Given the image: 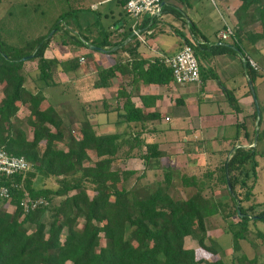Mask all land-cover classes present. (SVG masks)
Masks as SVG:
<instances>
[{"label": "trees", "instance_id": "16d2710c", "mask_svg": "<svg viewBox=\"0 0 264 264\" xmlns=\"http://www.w3.org/2000/svg\"><path fill=\"white\" fill-rule=\"evenodd\" d=\"M82 7L91 9L88 5ZM80 8L76 0H13L0 15V84L3 86L0 148L26 158L31 166L21 175L0 176V183L9 185L13 194L11 202L0 199V264H259L257 256L249 258L243 251L241 241L247 239L257 245L249 233L252 223L264 222V203L243 206V199L249 201L253 197L254 185L248 186L241 199L235 189L238 176L233 174L247 169L254 161L256 147L236 146L228 152L231 157L219 166L223 171L220 180L227 184L233 202L229 216L239 217L237 222L230 221L227 231L232 233L233 248L232 253L226 254L223 246L207 234L208 219L222 210L223 203L214 199V190H209L210 194L204 190V180L196 182L184 177L186 186L197 187L188 198L172 197L170 187L174 178L167 167L163 168L164 177L154 186L142 183L147 169L159 168V163L155 165L153 160L164 155L157 142L142 137L148 132L146 121L155 119V114L144 113L121 90L119 97L125 98L124 121L139 122L142 129H132L129 125L124 132L103 133L88 118L74 119L70 125L54 105L43 104L46 96L41 90L27 87L29 60L39 59L40 79L53 78L61 62L47 58L45 53L61 32L60 40L66 45L105 48L115 44L110 40L114 30L104 29L105 34L94 35L91 26L80 29L77 20L73 25ZM235 16V44L222 41L213 44L212 54L239 52L244 56L241 46L245 41L255 44L264 39V0H241ZM157 19L148 18L139 28L142 30ZM255 25H259L258 31L252 30ZM194 29L191 25L195 38L203 36ZM123 38H130L128 49L135 57L130 69L144 67L147 60L136 58L140 42L132 27ZM197 40L194 48L202 47L201 40ZM31 54H34L32 59L23 60ZM68 63L80 64L77 59ZM119 63L98 68V87H106L117 71L129 68V64ZM244 65L252 81L257 72L248 62L244 61ZM141 75L147 83L165 84L173 80L171 67L162 57L150 62ZM24 106L29 109L25 119L19 115ZM75 123H79L77 132L73 129ZM91 151L97 159L87 164ZM131 158L141 159L145 167H114L117 160ZM256 166L254 163L255 174ZM40 177L55 179L57 186L36 188ZM26 192L33 198H46L48 203L25 213L20 202ZM7 203L15 206L13 212L8 210ZM257 205L263 208L255 212ZM256 231V238H264V229ZM188 236L197 238L205 252L219 257L210 260L198 249L186 247Z\"/></svg>", "mask_w": 264, "mask_h": 264}, {"label": "rangeland", "instance_id": "374dc122", "mask_svg": "<svg viewBox=\"0 0 264 264\" xmlns=\"http://www.w3.org/2000/svg\"><path fill=\"white\" fill-rule=\"evenodd\" d=\"M5 1V2H4ZM13 0H10V2ZM25 1V0H24ZM29 1V0H26ZM101 0H89L87 5H90L94 2L98 3ZM175 5L179 6L181 9L175 11L171 17H168V21L171 22L170 18H176L185 24L188 27V18L193 19V24L195 25L194 31L199 33L209 41L210 45L224 42L225 44L234 45L236 40L235 37H230L227 40L219 39L217 35V30L224 27L225 21L229 24L232 23L231 17L227 14V11L224 9L221 0H189L187 2H182L180 0H171ZM9 1L1 0L0 1V15H3L7 9V4ZM229 4V2H228ZM238 2L232 1L228 7L233 10ZM100 12L103 14L102 24L107 27L110 23L117 20L118 24H126L127 27L132 26L137 21L136 18L129 16L126 11L124 12L122 8H118L116 3H103L99 4ZM110 7L114 9L113 14L110 11ZM183 8V10H182ZM86 10V8H84ZM90 10L89 12H91ZM109 14V17L106 16ZM154 30L156 32L154 38L150 41V44L155 45V47L161 48V51L166 54L174 53L180 46L181 37L176 32L182 33L179 29H182L180 25L179 29L171 26L170 23L165 21H156ZM258 25H255L252 29H257ZM190 31V30H189ZM63 32L57 34L52 42L58 45L65 46L60 40ZM144 45V44H143ZM142 47V45H140ZM139 46V47H140ZM75 46H72V48ZM144 47V46H143ZM242 51L250 55L258 64V69L256 70V76L252 79L247 78V75L242 71L243 65L241 61L233 62L231 66L230 73L226 75H221L223 80H231L230 83H226L231 91L229 97L225 102L220 105H214L208 111H218L222 109L226 112H229L231 109H235L236 113L231 112V116H226L220 123H213L210 120L205 121L201 127H198L195 123H190V120L180 116H169L166 121H163L162 128L163 130L158 132L156 138L151 139L152 141H157L161 145H164L166 148V155L154 159L153 163L156 165L159 163V168H149L146 170V174L142 183H149L154 186V184L164 177L163 168L167 167L173 172V183L170 187V193L172 197L175 198H188L193 193L196 192L197 187L195 185L186 186L184 182V177L193 178L196 182L201 180L205 181L204 190L210 194L214 190V199L223 203L222 210L213 216H211L207 221L208 228V237L209 239H216L225 249L226 254L232 253L233 248V239L232 233L228 232L229 224L231 220L235 222L239 221L237 215L229 216V213L233 209V202L228 192V186L226 183L222 182L220 178L223 175L221 170V163L225 159H229L231 154L228 153L232 151L236 146L244 145L246 143L253 142V146L256 147L257 153L255 154L254 161L249 163L247 169L242 171H235L233 174L238 176V182L235 185V189L239 194V197L242 199L245 196V191L249 185H254L253 188V197L251 200L247 201L243 199V206L249 208L253 204H263L264 203V49L256 48L253 44H246L241 46ZM55 48V47H54ZM64 48V47H63ZM79 47H75L77 50ZM149 49V48H147ZM198 60L202 61L203 52L200 47L194 48ZM53 50V49H52ZM56 50V48H55ZM86 51H89L87 64L78 66L72 73L75 74V77H78V74L83 69L91 70L93 67H99L100 61H98L96 50L88 48ZM57 52H59L57 50ZM78 51L71 52L66 54L70 57V60L77 59L83 55H78ZM77 54V55H76ZM228 59L232 58L231 55L227 56ZM39 59L29 60L26 62L27 72L31 73L38 68ZM80 62V61H79ZM203 70L205 69L206 73L211 74V71L208 69L204 63ZM29 73V75H30ZM94 77L97 78V74H94ZM93 76L90 77V82L94 79ZM37 81V80H36ZM43 79H38L37 86L34 83V79H29L27 87L33 91H37L39 83H42ZM214 81L217 82V79ZM48 83L49 81L46 80ZM81 78H75L73 82H67L65 84L53 83L50 88L45 87L43 90L44 93H52L54 95V101L56 107L59 109L60 113L64 116L66 122H69L71 125L72 120L79 118L85 119V106H81L84 98L82 95L81 87ZM51 84V82H49ZM2 88L0 84V99L2 98ZM47 88V89H46ZM79 88V89H78ZM254 89V90H252ZM46 104H51L49 101ZM46 105V106H47ZM74 106L76 108H74ZM82 110V111H81ZM29 114L28 107H22L19 115L21 118H27ZM95 113L89 112L87 118L93 120V115ZM172 117V118H171ZM103 119L110 121L112 126L117 125L118 115L116 112H102L97 119ZM212 119V118H211ZM222 119V118H221ZM112 121V122H111ZM74 130L77 132V126L79 123H75ZM27 126V124H25ZM77 127V128H76ZM196 127V128H195ZM198 127V128H197ZM193 128H195L193 130ZM197 129V130H196ZM126 130V129H125ZM196 130V131H195ZM121 131V130H118ZM132 131V130H131ZM121 132H124L122 130ZM137 132V131H135ZM259 132L260 137H259ZM150 136V135H149ZM189 139L190 145H186L185 138ZM147 139L150 137H146ZM149 140V139H148ZM91 160L87 164H92L97 156L94 151L90 152ZM161 160H163L161 162ZM254 163H257L256 174L254 173ZM114 167H123V168H140L143 169L145 164L143 161H126V160H117L114 164ZM249 169V170H248ZM247 173L250 176L247 178ZM135 178L130 181V184L134 182ZM247 181V184L246 182ZM43 186L56 187L57 182L55 179H46L40 177L36 183L35 187L40 188ZM93 194L92 192H90ZM258 205L256 206V208ZM7 208L9 211L13 212L15 206L10 203H7ZM263 206H259L255 209V212L261 211ZM229 212V213H228ZM251 212V211H250ZM235 228H239L235 226ZM251 230L249 237L257 242V245L254 246L250 241L242 240L243 251L247 254L249 258L257 256L259 264H264V238H256V230L264 229V222L260 221L257 225L254 223L251 224ZM186 247L196 248L202 252L203 255L210 258V260L217 259L219 255L212 256L205 252L199 245L198 239L194 236H188L185 241ZM228 257V255H227ZM228 262L231 263L229 257L227 258ZM235 264H238L237 262ZM246 264H249L246 262Z\"/></svg>", "mask_w": 264, "mask_h": 264}, {"label": "crops", "instance_id": "0c3cea01", "mask_svg": "<svg viewBox=\"0 0 264 264\" xmlns=\"http://www.w3.org/2000/svg\"><path fill=\"white\" fill-rule=\"evenodd\" d=\"M10 1V0H7ZM79 4L80 10H78L77 15L74 18L73 25L76 24V20L79 23L80 29H85L86 27L91 26L94 31V35H98L100 33L105 34L103 32L104 29L111 32L110 40L111 44L113 46L111 47H105L109 51L101 52L100 50H96L98 54L97 56L98 61H100L99 67H107L110 65L115 64L116 62H121L122 65L129 64V68L126 70H120L117 71L115 76L110 79L109 85L106 87H98L96 84L99 79L98 74V68L99 67H93L91 70L83 69L78 74V77L82 79L80 90L82 91V95L80 93V96L84 98V101L82 105H79V109L82 106H85V114L86 118L89 112L95 113L93 115V120L90 119V121L94 124V126L100 130L103 133H109V132H116L118 130H123L125 127H128L131 125L132 129L141 130L142 127L139 122H132L127 123L123 119L124 110H123V102L124 97H119V91H124L126 95H130L132 101L135 103V105L138 108H141L144 113L147 114H155V119L146 121L147 127L145 129H148V132H144L142 137L145 138L147 141H151V139L156 138L158 135V132L162 131L163 128L162 123L163 121H166L169 116H180L183 118H186L190 120V123L197 124L198 127H201V125L205 121H211V122H217L221 124V121L226 116H231L232 113H236L235 109H231L229 112H226L222 109H219L218 111H208L212 106L214 105H220L221 103L225 102L226 99L229 97V93L231 91V88L226 84L230 83L231 80H222L221 75H226L230 73L231 66L233 65V62L241 61L244 63L243 54L239 52H226L223 54H212L210 50V43L204 36H196L194 37L191 25L193 24V19L188 18V27H186L185 24L181 23L180 20L176 18H170L172 21H168V17L173 16L176 10L181 9L179 6L175 5L171 0H165L163 2L162 6V13L160 17H158L157 20L154 22L148 23L142 30V35L145 38V42L139 40V46L142 45V47L138 46L137 48V57L139 60H147V63L144 65V67L131 70L133 62H134V56L129 51L128 46L131 44L130 38L125 39L123 38L126 31L129 29V26L127 27L126 24H118L117 20L115 22H112L109 24V26L105 27L102 22L103 14L100 12L99 4L100 2L103 3H116L118 8H122L125 12L124 3L119 0H101L98 1V3L94 2L91 4V12H89V9L84 10L82 6L87 5V2L89 0H76ZM182 2H189V0H180ZM236 1L238 4L236 7L231 10L230 2ZM5 2V1H4ZM222 5L224 9L227 11V14L231 17L232 24L234 27L236 26L237 20L235 16V10L236 8L241 4V0H221ZM229 2V4H228ZM183 10V8H182ZM110 11L113 14L114 9L110 7ZM107 17H109V14H106ZM149 17L145 16L140 20V23L147 20ZM165 21L166 23H170L171 26L175 27L176 29H179L180 25L182 26V29H179L182 34L185 36L184 38H192L198 42L197 38L201 40V44H203L201 48L203 52L202 61L199 60L200 63V69H201V80L199 82L195 83H188V84H177L174 82V80H171L169 83L165 84H157V83H147L141 74H145V71L149 68L150 62H153L156 57H162L164 55H174L176 54L184 45L186 42L184 38H181L180 46L179 48L171 54H166L165 52L161 51V48L155 47V45H151L150 41L154 38L156 32L154 30L155 22L156 21ZM116 23L115 27L114 24ZM139 23V24H140ZM120 26V27H119ZM195 26V25H194ZM260 29L259 25L258 28L255 29V31H258ZM190 30V31H189ZM217 30V34L218 31ZM254 30V29H252ZM138 38V37H137ZM139 39V38H138ZM235 40H237L235 38ZM123 41V42H120ZM117 43V44H116ZM246 44H253L258 47L259 49H264V39H261L254 43H248V41H245ZM245 43L243 46H245ZM144 44V45H143ZM229 45V44H228ZM72 46L75 45H58L54 42H51L48 49L46 50L45 56L47 58L58 59L61 63L59 64L56 71L53 73V78L49 80L47 83L46 80H44L42 83H39V87L37 90H43L45 87L50 88L53 83H60L65 84L67 82H73L75 80V74L72 73L73 70H75L78 66L76 65H70L68 61L70 60V57L66 54L71 52H79L78 55H83L81 57H84V61H80L81 57L79 58L80 64L85 65L87 64L88 55L90 54L89 51H86L89 47H79L77 50L75 47L72 48ZM144 46V47H143ZM56 50H55V48ZM64 47V48H63ZM149 48V49H147ZM53 49V50H52ZM90 49H93L90 47ZM57 50L59 52H57ZM95 50V49H94ZM111 51H114L113 53H110ZM246 51L244 50V53ZM246 54V53H245ZM77 55V54H76ZM231 55L232 58L228 59L227 56ZM119 63V64H121ZM208 67V69L211 71V74L206 73L205 69L203 70V67ZM122 66V67H123ZM124 68V67H123ZM246 75V69L245 65H243L242 70ZM30 73V72H29ZM39 69L37 68L35 71L31 72L29 75V79H34L35 85L38 84L39 79ZM94 74H97V78L94 77ZM93 76L94 79L92 82H90V77ZM226 75V79H227ZM229 78V77H228ZM247 78L249 79V76L247 75ZM217 79V82L214 81ZM37 80V81H36ZM46 88V89H47ZM79 89V88H78ZM253 90V89H252ZM44 93V92H43ZM46 96V101L43 103L45 106L47 105L46 102H50L52 105L55 106V108L59 111V109L56 107V104L54 101V95L52 93H44ZM49 105V104H48ZM47 105V106H48ZM74 108H76L74 106ZM82 111V110H81ZM60 112V111H59ZM102 112H116L118 115L117 118V125L112 126L110 121H106L101 119H97L98 116L102 114ZM85 118V119H86ZM172 118V117H171ZM212 118V119H211ZM222 118V119H221ZM81 119V118H80ZM112 122V121H111ZM197 127V128H198ZM196 128V127H195ZM193 128V130L195 129ZM144 129V128H143ZM197 130V129H196ZM195 130V131H196ZM150 135V136H149ZM150 137V138H146ZM186 145H190L189 139L185 138ZM157 142V141H153ZM158 143V142H157ZM159 144V148L161 151L164 152V155H166V147L164 145ZM250 145H253V142L246 143L244 146L248 147ZM163 155V156H164ZM142 161L139 158H131L126 161ZM163 160H161L162 162ZM160 163V162H159ZM163 163V162H162Z\"/></svg>", "mask_w": 264, "mask_h": 264}, {"label": "built area", "instance_id": "2783aa9c", "mask_svg": "<svg viewBox=\"0 0 264 264\" xmlns=\"http://www.w3.org/2000/svg\"><path fill=\"white\" fill-rule=\"evenodd\" d=\"M124 3V8L129 16L137 19L133 24V32L139 40L145 42V38L139 28L142 18L160 17L162 6L165 0H119ZM218 37L221 40H227L235 37V27L225 21L224 27L218 31ZM236 38V37H235ZM194 45L196 41L192 38L188 39L182 48L174 55L162 56L163 62L171 67L173 80L177 84L195 83L201 80L200 63L196 56ZM245 62L258 69L257 62L248 54L243 56ZM85 58L81 57L80 61ZM31 168L26 158L22 156L9 154L6 150L0 148V176L14 177L27 172ZM13 197L11 187L7 184L0 183V199L11 202ZM48 201L44 197L33 198L29 192L24 194L20 202L24 212H30L41 205L47 204Z\"/></svg>", "mask_w": 264, "mask_h": 264}, {"label": "water", "instance_id": "95a60500", "mask_svg": "<svg viewBox=\"0 0 264 264\" xmlns=\"http://www.w3.org/2000/svg\"><path fill=\"white\" fill-rule=\"evenodd\" d=\"M54 34V30L51 32V35ZM93 49H97V50H100V51H103V52H106V51H109L108 49L106 48H101V47H96V46H92ZM34 57V54H31L27 57H24L23 60H29V59H32ZM254 90V89H253Z\"/></svg>", "mask_w": 264, "mask_h": 264}]
</instances>
